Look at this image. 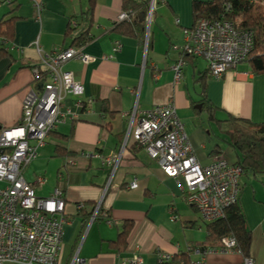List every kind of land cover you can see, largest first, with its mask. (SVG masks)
<instances>
[{
    "label": "crops",
    "instance_id": "0c3cea01",
    "mask_svg": "<svg viewBox=\"0 0 264 264\" xmlns=\"http://www.w3.org/2000/svg\"><path fill=\"white\" fill-rule=\"evenodd\" d=\"M121 1L95 0L93 10L87 12L88 0H0V19L14 16L9 40L0 38L5 45L0 54V127L19 122L22 98L35 85L32 68L44 53L76 46L90 55L86 61L71 57L63 62L83 91L64 94L61 108L72 113L64 115L32 159L44 160L42 171L32 169L34 177H25L23 171L32 160L22 170L37 195H49L55 187L63 191L65 221L57 264H70L75 254L89 264H125L134 252L144 264L155 262L159 252L185 261L202 258L205 264H242L245 256L264 264V170L243 172L240 177L238 203L251 232L244 254L236 247L224 251L220 244L205 245L210 220L203 219L175 178L166 175L141 146L124 148L111 177V167L102 163L99 154L122 145L133 110L138 114L170 98L203 164L217 156L236 161L229 116L264 120V72L254 73L243 60L220 76L202 77L207 61L182 53L184 29L193 24V0H159L145 43L114 30ZM144 13L139 11L133 18L143 21ZM68 24L70 33H66ZM83 28L89 38L73 44ZM182 56L185 62L175 81L172 64ZM204 93L214 106L213 117L200 110ZM214 148L219 150L216 155ZM84 151L98 154L84 155ZM39 174L44 176L43 184L35 183ZM134 178L137 185L128 187ZM84 202V212L92 210L91 215L80 211ZM125 220L133 221L126 247L113 249L109 241L117 238ZM196 247L210 250L201 253Z\"/></svg>",
    "mask_w": 264,
    "mask_h": 264
},
{
    "label": "built area",
    "instance_id": "2783aa9c",
    "mask_svg": "<svg viewBox=\"0 0 264 264\" xmlns=\"http://www.w3.org/2000/svg\"><path fill=\"white\" fill-rule=\"evenodd\" d=\"M36 3L40 8V3ZM154 3L155 0L147 1L143 16L146 34L152 21ZM135 13V9L122 10L117 20L130 19ZM183 35L182 53L203 57L207 61V72L212 76H220L227 68L246 60L253 46L252 30L236 25L227 17L201 16L184 29ZM115 47L118 48L117 45ZM71 57L86 61L90 55L76 46L55 48L44 53L40 64L32 68L35 85L22 98L19 122L14 126L0 127V180L5 183L0 186V264L58 263L65 221L63 191L55 187L49 195H37L34 183L24 178L22 170L38 155L39 147L48 140L50 132L64 115L72 113L68 108L66 111L61 108L64 94L71 92L78 95L83 91L82 83L75 80L72 71L62 67L63 62ZM184 62L182 56L172 64L175 81L180 78ZM129 116L120 148L99 154L102 163L111 167L110 177L124 148L136 143L157 160L166 175L175 178L186 192L187 200L197 206L203 219L213 220L223 216L225 208L238 201L242 166L221 156L209 163H201L171 98L138 114L133 110ZM130 138L133 142L127 145ZM83 154L98 153L84 151ZM35 183L43 184L44 176L36 175ZM136 185L134 178L127 186ZM234 247L235 239L232 236L222 238L220 250L229 251ZM195 249L201 253L210 250ZM70 264H89V261L75 254ZM125 264H144V260L139 253L134 252L125 260ZM152 264L205 262L202 258L185 261L174 258L169 252H159ZM242 264L256 263L251 257L245 256Z\"/></svg>",
    "mask_w": 264,
    "mask_h": 264
},
{
    "label": "trees",
    "instance_id": "16d2710c",
    "mask_svg": "<svg viewBox=\"0 0 264 264\" xmlns=\"http://www.w3.org/2000/svg\"><path fill=\"white\" fill-rule=\"evenodd\" d=\"M13 1V0H12ZM12 1H8L11 3ZM148 0H122L121 9H135L145 12ZM263 0H193L192 13L193 23L201 16L206 17H227L234 21L236 25L251 29L253 32V46L246 58L249 66L254 73L264 72V4ZM89 6L87 12H91L94 7L95 0H88ZM134 16V15H133ZM117 21L114 30L136 36L141 43H145L146 30L143 21H137L133 18ZM13 17L4 16L0 19V38L9 40L13 32ZM72 25L68 24L66 33L71 32ZM73 44L80 45L89 38L88 31L83 28L79 34L73 37ZM149 44V38L147 46ZM5 50L4 42H0V54ZM37 66V65H36ZM204 71L202 77L206 76ZM200 110L209 111L213 117L214 106L208 100L205 93L199 101ZM232 131L230 141L236 148L238 157L236 163H239L243 172L263 171L264 170V120L253 121L250 118L229 116ZM132 147V146H131ZM215 155L219 150L214 148ZM84 204L80 207V211L84 212ZM65 206V199H64ZM92 210L85 213L91 215ZM64 214V210H63ZM104 213V215H106ZM65 217V216H64ZM133 227V221L125 220L122 229L119 231L116 239L110 240V247L116 250H123L127 244V237ZM207 236L205 245H221L222 238L232 235L235 238V247L240 249L244 254H248L251 241V232L246 228L245 218L238 201L231 203L225 208L223 216L210 220L206 224ZM219 245V246H220ZM186 261L189 259L186 258Z\"/></svg>",
    "mask_w": 264,
    "mask_h": 264
},
{
    "label": "rangeland",
    "instance_id": "374dc122",
    "mask_svg": "<svg viewBox=\"0 0 264 264\" xmlns=\"http://www.w3.org/2000/svg\"><path fill=\"white\" fill-rule=\"evenodd\" d=\"M85 1L86 0H83V2H85ZM158 4H159V0H155V3L153 5V10H155V8ZM41 151H44V149L42 148ZM53 165L54 164H51L50 166L47 167V172ZM43 168H44V160H41V161H40V159L35 160V161L32 160L30 163L27 164L23 173H24L26 178H32L35 175V173L32 171V169H35L36 172H41ZM4 184H5L4 181L0 180V186H2Z\"/></svg>",
    "mask_w": 264,
    "mask_h": 264
}]
</instances>
